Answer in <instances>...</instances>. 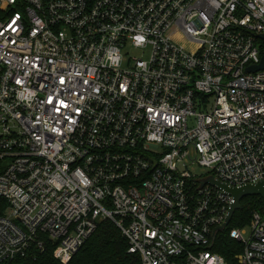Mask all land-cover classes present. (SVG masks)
Masks as SVG:
<instances>
[{
  "label": "built area",
  "instance_id": "1",
  "mask_svg": "<svg viewBox=\"0 0 264 264\" xmlns=\"http://www.w3.org/2000/svg\"><path fill=\"white\" fill-rule=\"evenodd\" d=\"M261 33L264 0H0V264L45 236L66 264L104 219L142 264H228L234 197L202 182L264 181ZM257 196L238 264H264Z\"/></svg>",
  "mask_w": 264,
  "mask_h": 264
},
{
  "label": "trees",
  "instance_id": "2",
  "mask_svg": "<svg viewBox=\"0 0 264 264\" xmlns=\"http://www.w3.org/2000/svg\"><path fill=\"white\" fill-rule=\"evenodd\" d=\"M258 41L261 43L263 53L264 41L260 39ZM241 204L242 208L236 211L229 227L219 231L213 245L206 247L224 256L228 264H238L235 256L243 248L240 242L230 237L229 230L248 225L252 211L260 208L262 200L258 196H248ZM7 207L6 199L0 197V214H3ZM45 239L44 250L33 247L26 256H19L7 264H64L54 256L56 247L54 242L46 236ZM66 264H142V262L139 254L129 253L128 241L120 227L113 220L104 219L98 223L96 230Z\"/></svg>",
  "mask_w": 264,
  "mask_h": 264
},
{
  "label": "water",
  "instance_id": "3",
  "mask_svg": "<svg viewBox=\"0 0 264 264\" xmlns=\"http://www.w3.org/2000/svg\"><path fill=\"white\" fill-rule=\"evenodd\" d=\"M258 37L264 41V33L258 35ZM260 70H264V52L261 57V61L258 64L251 65L246 68V72H257ZM210 183L212 185H217L218 187L222 188L223 190L231 193L234 197V202L231 205V209L229 211V215L226 218V221L223 225L216 228L215 231L224 230L227 225L232 221L234 214L237 210L242 208V200L248 196H262L264 198V181L255 183V184H247L241 187H231L226 183H223L217 180L214 176H209L202 182V185Z\"/></svg>",
  "mask_w": 264,
  "mask_h": 264
},
{
  "label": "rangeland",
  "instance_id": "4",
  "mask_svg": "<svg viewBox=\"0 0 264 264\" xmlns=\"http://www.w3.org/2000/svg\"><path fill=\"white\" fill-rule=\"evenodd\" d=\"M128 51L129 53H126ZM133 56V57H142L148 59L150 57L149 49H143L140 47H129L124 50V57ZM199 173L205 172L202 168H197Z\"/></svg>",
  "mask_w": 264,
  "mask_h": 264
}]
</instances>
